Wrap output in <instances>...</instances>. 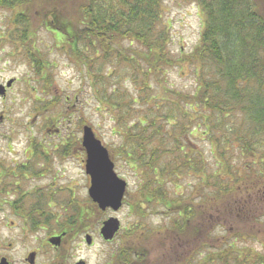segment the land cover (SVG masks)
<instances>
[{
  "label": "trees",
  "instance_id": "16d2710c",
  "mask_svg": "<svg viewBox=\"0 0 264 264\" xmlns=\"http://www.w3.org/2000/svg\"><path fill=\"white\" fill-rule=\"evenodd\" d=\"M169 1L194 4L203 16L199 42L184 56L170 50ZM0 10L12 13L18 34L7 39L21 46L46 93L33 98L46 136L60 135L64 151L81 147L60 128L71 123L73 105L51 90L36 25L61 36L53 35L54 46L95 112L110 118L120 140L107 149L112 162L118 156L142 173L128 204L136 222L112 264H264V0H0ZM183 66L192 91L167 82ZM62 206L73 210L69 231L83 209L70 199ZM158 207L161 222L147 226Z\"/></svg>",
  "mask_w": 264,
  "mask_h": 264
},
{
  "label": "rangeland",
  "instance_id": "374dc122",
  "mask_svg": "<svg viewBox=\"0 0 264 264\" xmlns=\"http://www.w3.org/2000/svg\"><path fill=\"white\" fill-rule=\"evenodd\" d=\"M12 20L13 15L11 12L0 10V35L16 32ZM164 20L169 27L172 54L175 57L189 54L198 44L203 29V16L199 8L194 4L180 1L165 2ZM36 27L37 25L33 28L36 30L35 36L37 37L36 42L39 51H42L43 55H47L48 61L52 64L50 72L52 75L51 90L52 92L55 90L56 93L54 94L59 95L61 98H69L67 103L73 105L72 110L69 112L71 123H68V125L61 123L60 128H66V133H72L70 136L81 140L82 126H80V123L86 121L88 122L86 126L92 127L91 129L96 138L101 141L106 149L119 147L120 140L115 134H111L112 122L110 118L95 112L93 99L88 92L81 89V81L75 67L54 46L55 39L53 35L60 39L61 36L59 37L58 33L52 35L44 27ZM10 35L12 36V34ZM0 38L4 42L3 44L0 42V84L10 79L16 80L6 99H0V160L9 164L13 159L23 158L24 150L30 138H37L39 142L42 138L45 145L47 143H57L56 139L60 138V135L54 134L53 131L46 136V132L42 129V119L38 118L33 112V98L35 99L36 95L42 97L46 93L41 92V82L28 66L29 61L24 60V56L18 52L21 46L17 43L16 51L13 45L3 40L2 37ZM12 38L16 40V36ZM167 82L176 90L192 91L193 89V79L186 66L169 70ZM125 86L128 87L129 85L125 84ZM32 87H34V90H32ZM35 87L38 90L37 93ZM79 89L81 94L78 95L76 102L73 104L71 100ZM204 145L206 146V143ZM72 151L73 147L71 146L67 152L70 154ZM84 157L83 152L80 151L79 154L74 155L75 159L71 162L66 160L63 162V166H55L59 174L57 185L63 189L64 193L59 197L60 202L63 203L69 200L70 193L66 189L70 188L73 194L76 195V202H80L81 208L91 210L87 195L89 183L84 170L85 166L79 164L78 161V158ZM65 158L67 157L65 156ZM118 158V156L114 158L113 164L117 176L127 183L124 204L116 214H96V227L92 230L95 239L94 246L88 250L83 249L81 252L93 264L107 263L112 255H116L120 247L128 246L125 234L136 222V218L131 214L128 204H132V198H135L136 191L144 183L140 177L142 173L134 170ZM47 182L50 183L51 179L43 181L42 184L44 185ZM37 184L40 185V182L33 183V185ZM145 210H149L148 207ZM161 210L163 208L159 209L158 207V210L154 213L150 212L146 220L147 226H155L161 222L162 217L158 214ZM108 217H114L120 222V230L112 242L105 243L99 236V229L101 222Z\"/></svg>",
  "mask_w": 264,
  "mask_h": 264
},
{
  "label": "flooded vegetation",
  "instance_id": "af4514ba",
  "mask_svg": "<svg viewBox=\"0 0 264 264\" xmlns=\"http://www.w3.org/2000/svg\"><path fill=\"white\" fill-rule=\"evenodd\" d=\"M10 34L2 33L0 37L15 45V41L7 39ZM0 42H3L1 38ZM7 81L1 84L6 85ZM15 82L0 99H6ZM30 140L22 159H13L9 164L0 160V264H93L81 252L94 246L92 230L96 227V210H80L84 216L78 219V225L65 231L64 223H72L69 217L73 210H65L59 200L64 193L57 185L59 174L55 169L66 160L71 162L80 151L85 156L84 150L73 148L69 154L63 150L62 143L44 145L43 141L32 143ZM78 161L85 166V157ZM47 179L51 182L43 185ZM87 180L89 183L88 177ZM38 182L40 185H33ZM66 190L74 202L76 195L70 188ZM102 213L114 214L111 210ZM86 236L92 239L90 245L86 244ZM112 260L104 264H112Z\"/></svg>",
  "mask_w": 264,
  "mask_h": 264
},
{
  "label": "water",
  "instance_id": "95a60500",
  "mask_svg": "<svg viewBox=\"0 0 264 264\" xmlns=\"http://www.w3.org/2000/svg\"><path fill=\"white\" fill-rule=\"evenodd\" d=\"M13 82L11 79L6 85L0 84V97H4L6 89ZM81 147L85 152L84 170L89 178L87 190L89 199L102 212L105 210L117 212L123 205L127 183L117 176L107 149L88 126L82 128ZM119 230L120 222L110 217L102 223L99 235L104 242H111ZM85 240L86 244L90 245L91 237L86 236Z\"/></svg>",
  "mask_w": 264,
  "mask_h": 264
}]
</instances>
